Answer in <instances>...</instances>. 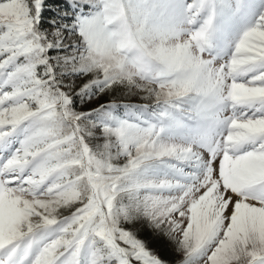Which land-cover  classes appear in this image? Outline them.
<instances>
[{
    "label": "snow or ice",
    "instance_id": "6c2138e0",
    "mask_svg": "<svg viewBox=\"0 0 264 264\" xmlns=\"http://www.w3.org/2000/svg\"><path fill=\"white\" fill-rule=\"evenodd\" d=\"M139 222L264 264V0H0V264H171Z\"/></svg>",
    "mask_w": 264,
    "mask_h": 264
},
{
    "label": "rangeland",
    "instance_id": "374dc122",
    "mask_svg": "<svg viewBox=\"0 0 264 264\" xmlns=\"http://www.w3.org/2000/svg\"><path fill=\"white\" fill-rule=\"evenodd\" d=\"M55 6L54 4L52 5ZM84 78H75V77H69L66 79V83H70L74 80L75 84L79 86L82 83V80ZM142 93L141 94H129L126 89L124 88H117L114 91H111L107 93L106 95L100 97V98H92L90 101L84 103L83 105L80 104L79 101H77V109L79 110L81 107L83 108H92L96 107L100 103H106V102H112L115 100L117 103L120 104H142V103H151V101H147L142 99ZM121 114H123L124 109L119 110ZM95 143V141L93 142Z\"/></svg>",
    "mask_w": 264,
    "mask_h": 264
},
{
    "label": "trees",
    "instance_id": "16d2710c",
    "mask_svg": "<svg viewBox=\"0 0 264 264\" xmlns=\"http://www.w3.org/2000/svg\"><path fill=\"white\" fill-rule=\"evenodd\" d=\"M135 227L142 238L150 241L152 248L156 249L162 257L168 259L171 264H175V261L179 258V256L175 253L171 243L166 237L154 236L151 229L148 228L144 222H139L135 225Z\"/></svg>",
    "mask_w": 264,
    "mask_h": 264
}]
</instances>
